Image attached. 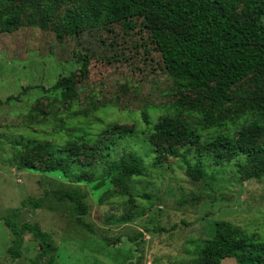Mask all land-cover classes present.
Returning <instances> with one entry per match:
<instances>
[{
	"label": "rangeland",
	"instance_id": "rangeland-1",
	"mask_svg": "<svg viewBox=\"0 0 264 264\" xmlns=\"http://www.w3.org/2000/svg\"><path fill=\"white\" fill-rule=\"evenodd\" d=\"M42 5L43 0H13L0 14V218L19 209L23 200L43 198L42 208H20L17 221L51 234L59 264H205L197 251L210 238L215 222L257 234V242L264 244V176L238 175L230 161L218 167L206 164V176L196 180L175 159L151 155L147 164L155 157L161 167L150 168L136 180L137 193L131 196H120L118 189L112 193L107 183L89 184L95 179L92 172L49 171L52 145L63 144L61 123L89 127L94 133L108 125L142 130L145 111L155 119L176 114L178 98L185 109L208 103L203 93H179L141 20L125 30L121 25L105 29L84 19L77 34L58 37L64 14L88 13L92 0L55 3L44 26L39 24ZM12 8L20 10V19L8 32L2 17ZM255 79L233 88L247 104L253 103V93L264 95V77L258 78L261 89ZM144 139L160 147L182 146L149 133ZM89 148L86 144L70 149L76 160L84 161ZM204 148L200 141L192 150ZM263 169L261 162L247 171ZM72 190L85 195L88 213L83 219L93 234L75 224L70 202L53 196ZM104 239L120 242L108 245ZM11 240L0 219V264H31L38 254L37 242L26 234L22 254L14 259L7 252ZM221 264L236 262L225 259Z\"/></svg>",
	"mask_w": 264,
	"mask_h": 264
},
{
	"label": "trees",
	"instance_id": "trees-1",
	"mask_svg": "<svg viewBox=\"0 0 264 264\" xmlns=\"http://www.w3.org/2000/svg\"><path fill=\"white\" fill-rule=\"evenodd\" d=\"M12 1L0 0V14ZM62 2L43 0L40 26L51 19L55 3ZM263 17L264 0H92L88 13H65L58 37L63 33L77 34L86 24L84 19L105 29L121 25L125 30L134 29L141 20L179 93H203L208 107L193 104L192 109H185L178 98L174 103L176 114H161L151 119L147 111L143 112L142 130L108 125L94 133L89 127L69 128L61 123L63 144L52 145L49 171L92 172L95 179L88 181L89 184L103 187L107 183L111 192L118 189L120 196L137 193L136 180L144 177L150 168L161 167L155 157L151 165L146 162L157 154L175 159L196 180L206 176V164L218 167L229 161L238 175L263 177L264 169L259 173L247 170L264 162V142H261L264 95L253 93V103L247 104L244 96L233 90L239 82L250 78H256L254 82L261 89L258 78L264 77ZM19 19L20 10L12 8L3 15L2 22L10 32ZM228 104L234 107L233 111H228ZM224 109L227 114L220 115ZM151 111L157 113L158 109ZM147 133L182 146L160 147L144 139ZM200 141L207 148L201 152L192 150ZM86 144L90 148L85 160H76L70 148L79 149ZM61 161L65 164L61 165ZM53 196L59 202H70L75 224L93 234L92 226L83 219L88 213L83 193L72 190L54 192ZM43 204V198H28L21 201L20 208H42ZM20 208L0 218L12 235L8 254L19 258L24 236L30 234L38 245V254L31 264H59L53 255L51 234L37 225L19 224ZM257 240V234L245 233L226 222H215L210 238L197 251L198 259L205 264H221L225 259H233L236 264H264V244ZM104 241L108 245L120 242L119 239Z\"/></svg>",
	"mask_w": 264,
	"mask_h": 264
}]
</instances>
